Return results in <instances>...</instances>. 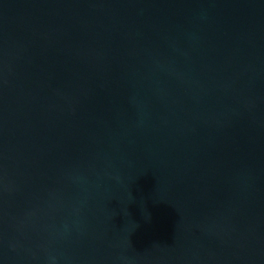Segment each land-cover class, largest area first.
<instances>
[{"label":"water","instance_id":"95a60500","mask_svg":"<svg viewBox=\"0 0 264 264\" xmlns=\"http://www.w3.org/2000/svg\"><path fill=\"white\" fill-rule=\"evenodd\" d=\"M0 264H264V0H0Z\"/></svg>","mask_w":264,"mask_h":264}]
</instances>
